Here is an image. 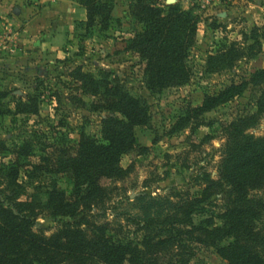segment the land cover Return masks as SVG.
Listing matches in <instances>:
<instances>
[{"label":"rangeland","instance_id":"obj_1","mask_svg":"<svg viewBox=\"0 0 264 264\" xmlns=\"http://www.w3.org/2000/svg\"><path fill=\"white\" fill-rule=\"evenodd\" d=\"M105 1L111 7L107 28L95 25L87 30L80 24L86 19L85 8L77 0H62L60 9L52 8L58 0H0V91L6 94L0 103L9 109L0 115V140L9 148L0 154V163L13 162L11 149L31 139L34 152L21 158L19 176L26 193L43 191L51 180L69 191L71 183L66 176L34 173L27 163L38 162L43 146L72 148L81 131L100 138V122L108 112L91 108L95 97L81 92L80 83L70 71L80 67L98 75L103 69L111 78L117 76L131 95H142L149 105V123L135 128L137 142L147 146L148 151L123 156L121 164L131 165V170L123 179L104 180L109 195L106 210L94 209V213L101 214L97 219L119 224L122 239L139 242L142 234L138 227L144 219L171 213L185 200L200 196V176L204 172L218 178L226 142L225 123L253 117L249 122L257 120L246 133L264 135V114L251 116L264 82L248 84L239 95L205 113L201 124L172 131L187 105H197L204 94L246 80L264 67V0H155L162 7L176 5L190 10L198 20L196 39L187 58L190 81L156 93L145 88L144 62L126 48L128 39L140 29L129 13L132 0ZM252 35L261 42L255 55L243 56L232 67L217 72L205 70L208 55L233 43L246 49L253 42ZM29 96L37 98V113L14 114V101H26ZM47 149L51 151V147ZM253 194L264 197V188ZM40 197L45 198L43 193ZM222 203L217 193L202 205L206 213H216ZM203 217L197 214L194 221ZM62 220L72 219L53 220L41 215L35 224L49 234ZM259 226L264 230V216ZM145 256V264H225L214 248L198 245L179 248L166 243L150 247Z\"/></svg>","mask_w":264,"mask_h":264},{"label":"trees","instance_id":"obj_2","mask_svg":"<svg viewBox=\"0 0 264 264\" xmlns=\"http://www.w3.org/2000/svg\"><path fill=\"white\" fill-rule=\"evenodd\" d=\"M77 1L85 8L86 19L80 21L85 29L95 25L107 28L111 19L108 1ZM129 13L140 29L128 39L126 48L144 62L145 88L156 93L187 84L191 78L187 58L196 39V16L176 5L162 7L155 0H132ZM251 38L253 42L246 49L233 43L208 55L205 70L217 72L232 67L243 56L255 55L261 42L256 35ZM70 75L80 83L83 94L95 97L90 103L94 111L108 112L100 122V138L81 131L72 148L43 146L38 162L28 161L34 173L66 176L71 183L69 191L51 180L43 191L27 194L19 181L21 158L31 156L35 145L25 139L11 149L13 162L0 163V264H145L148 249L166 243L179 248H214L225 264H264V230L259 226L264 216V197L253 194L264 188V135L246 133L257 119L249 122L253 117H239L225 123L226 142L218 178L204 172L200 176V196L185 200L171 213L144 219L138 227L142 234L139 242L122 239L118 235L121 226L97 219L101 214L94 213V209L106 210L109 195L104 180L123 179L131 170V165L121 164L123 156L147 153L148 147L137 142L135 128L149 123V105L142 95H131L117 76L111 78L103 69L93 75L76 67ZM263 82L264 67L246 80L204 94L199 104L187 105L178 115L172 131L201 124L205 113L239 95L248 84ZM259 97L251 115L257 118L264 114V90ZM4 98L6 94L0 91V100ZM37 104L36 96L26 101L16 99L13 113L36 114ZM7 112L9 109L0 103V115ZM7 151L9 148L0 140V154ZM217 193L223 201L220 209L206 213L203 202ZM197 214L205 217L195 222ZM41 215L72 220H62L46 234L35 224Z\"/></svg>","mask_w":264,"mask_h":264},{"label":"crops","instance_id":"obj_3","mask_svg":"<svg viewBox=\"0 0 264 264\" xmlns=\"http://www.w3.org/2000/svg\"><path fill=\"white\" fill-rule=\"evenodd\" d=\"M58 1H59L58 3L53 4L52 8L60 9L62 7V5H63L62 0H58Z\"/></svg>","mask_w":264,"mask_h":264},{"label":"water","instance_id":"obj_4","mask_svg":"<svg viewBox=\"0 0 264 264\" xmlns=\"http://www.w3.org/2000/svg\"><path fill=\"white\" fill-rule=\"evenodd\" d=\"M167 1H171V0H167Z\"/></svg>","mask_w":264,"mask_h":264}]
</instances>
